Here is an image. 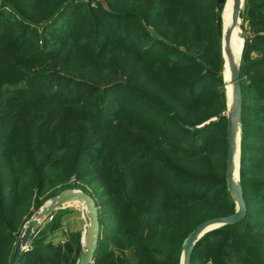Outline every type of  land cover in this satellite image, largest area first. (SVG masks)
I'll list each match as a JSON object with an SVG mask.
<instances>
[{
  "label": "trees",
  "instance_id": "16d2710c",
  "mask_svg": "<svg viewBox=\"0 0 264 264\" xmlns=\"http://www.w3.org/2000/svg\"><path fill=\"white\" fill-rule=\"evenodd\" d=\"M223 2L0 0V264L31 208L71 188L99 208L92 264H178L197 225L233 214ZM245 6L253 33L239 74L246 217L204 234L190 264H264V0ZM59 211L18 264H77L79 233L62 250L47 239Z\"/></svg>",
  "mask_w": 264,
  "mask_h": 264
},
{
  "label": "water",
  "instance_id": "95a60500",
  "mask_svg": "<svg viewBox=\"0 0 264 264\" xmlns=\"http://www.w3.org/2000/svg\"><path fill=\"white\" fill-rule=\"evenodd\" d=\"M229 4V6H228ZM245 0H224L219 15L220 30V55L222 59L220 77H222L223 94L225 97L226 117V172L225 182L228 194L235 205L233 214L229 216L212 217L197 225L182 243L178 264H190L192 251L195 244L214 229L235 225L242 222L246 215V205L242 197L240 181V155L242 139V94L240 84V69L242 54L246 45L242 26L245 13ZM227 12L229 15H227ZM239 42L237 56L234 55L236 45L233 40ZM214 120V119H213ZM80 206L84 210L86 227L81 243V252L77 264H92L95 251L100 239V221L98 210L93 198L78 188L61 191L54 197L46 200L25 221L20 229L14 249L10 255L8 264H18L20 256L28 250L30 242L54 212L71 207ZM142 214V212H139Z\"/></svg>",
  "mask_w": 264,
  "mask_h": 264
},
{
  "label": "rangeland",
  "instance_id": "374dc122",
  "mask_svg": "<svg viewBox=\"0 0 264 264\" xmlns=\"http://www.w3.org/2000/svg\"><path fill=\"white\" fill-rule=\"evenodd\" d=\"M83 3L85 2L86 4H88L90 7L94 8L97 5V2H99V0H96L95 3H93L90 0H81ZM217 9V8H216ZM245 29L243 31V34L245 37L248 38V41H250L253 37V33L249 27V25L245 22ZM148 31L151 33H154V31L152 30V28L148 27ZM256 57L255 55L251 56L250 58H254ZM244 79H246V77H243ZM72 181L70 182V185L72 183H75V180L72 178ZM36 193V190L35 192ZM50 194H48L49 196ZM47 196V197H48ZM42 198H40V200H42ZM62 210V211H61ZM56 217L54 218V222L58 228L55 230L54 233L47 235V239H49L50 241L53 242L54 245H58L60 246L61 250L65 249L64 244L68 242L69 238L68 236L72 233H79L80 234V239H81V243H82V237L85 231V227H86V220H85V213L84 210L80 208V206L74 205L71 206L70 209H61ZM31 212L34 213L35 211L33 210V208H31ZM61 217H67L66 221L64 220H59ZM52 219V217H50L48 219V221H50ZM125 252H131V254H133V251H130L129 249L125 250ZM119 255V254H118Z\"/></svg>",
  "mask_w": 264,
  "mask_h": 264
},
{
  "label": "bare ground",
  "instance_id": "6f19581e",
  "mask_svg": "<svg viewBox=\"0 0 264 264\" xmlns=\"http://www.w3.org/2000/svg\"><path fill=\"white\" fill-rule=\"evenodd\" d=\"M229 6V4H228ZM227 15H229V13L227 12ZM233 42V45H236V49L234 50V55L235 57L237 56V53H238V50H239V42L236 41L235 39L232 41ZM83 209V208H82Z\"/></svg>",
  "mask_w": 264,
  "mask_h": 264
},
{
  "label": "crops",
  "instance_id": "0c3cea01",
  "mask_svg": "<svg viewBox=\"0 0 264 264\" xmlns=\"http://www.w3.org/2000/svg\"><path fill=\"white\" fill-rule=\"evenodd\" d=\"M71 206H73V205H71ZM70 208H71V207H68V208H65V209H70ZM66 218H67V217H64V218H62V220H63V221H64V220L66 221ZM62 220H61V221H62Z\"/></svg>",
  "mask_w": 264,
  "mask_h": 264
},
{
  "label": "built area",
  "instance_id": "2783aa9c",
  "mask_svg": "<svg viewBox=\"0 0 264 264\" xmlns=\"http://www.w3.org/2000/svg\"><path fill=\"white\" fill-rule=\"evenodd\" d=\"M90 1H92L93 3H95L96 0H90ZM71 181H72V180H71Z\"/></svg>",
  "mask_w": 264,
  "mask_h": 264
}]
</instances>
